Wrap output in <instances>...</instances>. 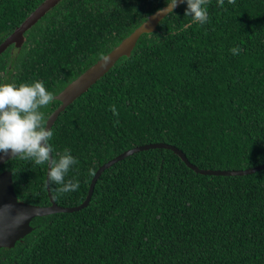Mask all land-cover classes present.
<instances>
[{
  "label": "trees",
  "instance_id": "trees-1",
  "mask_svg": "<svg viewBox=\"0 0 264 264\" xmlns=\"http://www.w3.org/2000/svg\"><path fill=\"white\" fill-rule=\"evenodd\" d=\"M43 0H0V43ZM166 0H60L0 53V84L42 81L54 96ZM186 3L142 33L59 113L49 141L78 160L66 180L80 204L97 168L137 145L164 142L203 169L264 163V0L207 5L194 24ZM239 47V55L230 49ZM60 104L41 109L45 121ZM115 105L119 116L110 111ZM119 124L115 125V121ZM47 165L10 158L19 200L50 204ZM32 231L0 248V264H264V169L195 172L172 150L135 152L103 170L87 206L34 217Z\"/></svg>",
  "mask_w": 264,
  "mask_h": 264
},
{
  "label": "water",
  "instance_id": "water-1",
  "mask_svg": "<svg viewBox=\"0 0 264 264\" xmlns=\"http://www.w3.org/2000/svg\"><path fill=\"white\" fill-rule=\"evenodd\" d=\"M59 1L60 0H43L9 35L3 39L0 43V53L11 44L16 47L21 46L24 41V33ZM165 7L166 4L149 14L138 27H136L129 35L124 37L116 46L105 54L111 56V62L109 64H102L99 58L55 95L56 99L60 101V104L47 118L45 125L47 128H51L59 113L83 92H85L91 85H93L101 76H103L121 56H129L142 33L152 32L156 29L158 22L165 16L158 14V10ZM150 148H167L172 150L189 168L201 174L245 175L264 169V163L245 169H203L191 163L187 159L185 153L174 145L164 142L146 143L124 150L101 164L95 171V174L90 181L85 199L80 204L72 207H63L53 201L48 182V167L46 172V186L50 204L44 206L34 205L19 200L12 184L11 172L9 170H3L0 172V248L12 247L18 240H21L25 235L30 233L33 229L30 222L34 217L45 216L55 212L78 211L87 206L91 198L94 185L103 170L126 156ZM10 158H12L11 155H4L0 153V164Z\"/></svg>",
  "mask_w": 264,
  "mask_h": 264
},
{
  "label": "clouds",
  "instance_id": "clouds-1",
  "mask_svg": "<svg viewBox=\"0 0 264 264\" xmlns=\"http://www.w3.org/2000/svg\"><path fill=\"white\" fill-rule=\"evenodd\" d=\"M210 0H166V7L158 10L160 15L174 14L179 4L186 3L185 16L191 17L194 24L204 25L209 16L207 5ZM228 4L235 5L236 0H227ZM223 8L225 0H217ZM232 55H239L241 49H230ZM101 63L107 65L111 56L104 55ZM56 97L47 90L42 81L32 83H2L0 84V153L11 155L25 161H32L35 165H47L48 182L59 187L54 190V198L79 189V180L68 179L70 169L79 162L69 149L62 153H54L49 141L53 138V131L47 128L44 113L41 109L49 106ZM110 111L119 116L115 105ZM115 125L119 124L117 119ZM94 169H89V175H94Z\"/></svg>",
  "mask_w": 264,
  "mask_h": 264
}]
</instances>
